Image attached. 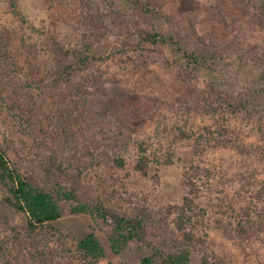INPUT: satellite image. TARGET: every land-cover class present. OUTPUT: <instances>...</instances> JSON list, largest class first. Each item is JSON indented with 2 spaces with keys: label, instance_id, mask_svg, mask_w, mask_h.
I'll use <instances>...</instances> for the list:
<instances>
[{
  "label": "rangeland",
  "instance_id": "1",
  "mask_svg": "<svg viewBox=\"0 0 264 264\" xmlns=\"http://www.w3.org/2000/svg\"><path fill=\"white\" fill-rule=\"evenodd\" d=\"M142 1L153 4L160 15L136 12L124 0H83L92 6L90 15L78 0H20L38 26L52 21L51 28L67 47L91 43L93 54L103 60L93 61L72 80V93L53 92L44 101L0 72V148L14 156L15 132L31 144L29 130L21 125L27 100L36 102L30 112L45 132L39 137L49 150H60L63 124L48 112L62 99H75L76 87L91 91L96 100L108 99L106 107L97 106L100 114L87 111L81 116L76 111L77 119H71L70 130L81 150L89 141L99 146L91 147L93 158L84 157L86 168L79 180L100 190L110 201V213L139 220L142 228L139 241L114 254L109 249L111 227L98 218L74 216V203L64 201L63 217L36 243L60 252L67 236L81 237L95 228L106 251L99 264H141L152 252L172 253L182 237L172 212L181 203L184 173L194 169L192 193L200 214L196 234L205 242L192 252L190 264H264V229L254 230L250 238L236 230L243 207H253L256 217L264 214V0ZM7 8L6 0H0V29L17 34L21 26ZM144 31L173 35L190 53H215V77L186 68L181 52L168 45L142 44ZM212 86L227 90L234 106L248 101L249 110L218 108ZM94 114L95 120L90 118ZM140 142L158 155L172 154V164L152 162L145 176L136 172ZM19 154L12 158L24 163L21 171L27 174L34 168L38 174L36 158H28L29 165ZM119 157L125 160L122 169L112 162ZM70 175L62 178L64 185L71 183ZM56 259L54 264H80L73 258Z\"/></svg>",
  "mask_w": 264,
  "mask_h": 264
},
{
  "label": "trees",
  "instance_id": "2",
  "mask_svg": "<svg viewBox=\"0 0 264 264\" xmlns=\"http://www.w3.org/2000/svg\"><path fill=\"white\" fill-rule=\"evenodd\" d=\"M78 1L79 4L85 5L86 13L90 15L92 6L83 0ZM124 1L141 14L160 15L159 10L147 1ZM6 3L11 17L21 27L17 28H20L17 31L18 35L7 34V30L0 29V66H2L0 72L11 75L20 89L30 96L44 101L53 92L70 90L74 87L72 80L83 69L93 61L103 60L101 56L93 54L91 43H86L77 49L67 47L61 35L51 28L52 21L48 19L43 26H38L25 11L20 0H6ZM87 17L89 19L90 16ZM140 42L151 46L168 45L181 52L182 62L186 68L198 73L203 71L215 77L219 58L213 52L190 53L182 47L175 36L152 31H144ZM76 89L75 99L67 98L65 102L62 99L50 110L51 113L48 112L49 115L53 113L63 124L64 146L60 150H49L39 137V135L44 136L45 132L36 126L30 112L31 106L36 105V102L26 101L28 105L25 107L26 118L20 124L29 130L27 135L31 139V144L25 143L26 138L21 137L22 132L19 136L18 132H15L13 137L18 138L16 139L18 145L15 146L12 157L17 158L21 153L24 155L20 158L22 161H27L31 156L36 158L35 163L39 166L40 175L33 171L34 168L32 170L29 168L27 174L22 172L21 166L23 167L24 163L13 159L5 149L0 148V224L4 228V234L0 237V264H54L59 256L73 258L80 264H99L100 260L106 257V251L95 228L83 233L81 237L67 236L65 243L61 244L60 252H52L37 245V237L63 217L61 203L64 201L74 203L70 207V212L74 216L98 218L111 227L109 249L114 254L125 245L139 241L141 238L142 228L139 220L110 213V201L100 194V190L86 188L79 180L83 169L86 168L84 157L93 158L94 151L91 147L99 146L96 147L95 142L89 141L91 145L81 150L79 140L70 130L71 119H77L73 115L76 111L81 116L87 111L100 114L101 111H97V106L106 107L109 100L104 102L100 99L96 100L91 91H87L82 86ZM211 91L215 93V100H218V108L222 110L229 108L233 113L249 110L246 103L248 101H240L234 106L227 90L221 91L212 86ZM79 110L82 112L80 113ZM95 114L90 115V118L95 120ZM182 133L184 134V131ZM136 148L134 170L144 176L152 162L172 164L170 153L158 155L149 151L142 142L138 143ZM112 162L118 169L125 166L122 157ZM28 163L31 165L32 159L28 160ZM193 170L184 173L181 203L172 212L173 225L182 234L181 239L176 242V251L167 255L152 252L141 259V264H190L192 252L205 242L196 234L200 214L197 212L199 209L197 197L192 193L196 186L194 182L196 174ZM70 172L71 183L64 185L62 178ZM104 183L105 180L101 183L102 186ZM241 210L240 221L236 227L240 236L250 238L254 230L259 232L264 229V214L257 213L256 217L253 211L255 209L251 206L243 207Z\"/></svg>",
  "mask_w": 264,
  "mask_h": 264
}]
</instances>
